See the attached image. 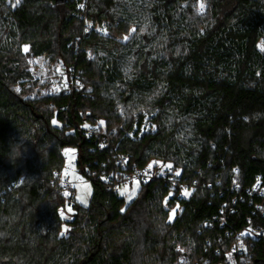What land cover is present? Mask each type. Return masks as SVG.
I'll return each instance as SVG.
<instances>
[{"label":"trees","instance_id":"1","mask_svg":"<svg viewBox=\"0 0 264 264\" xmlns=\"http://www.w3.org/2000/svg\"><path fill=\"white\" fill-rule=\"evenodd\" d=\"M42 57L82 89L32 98L20 81ZM145 111L159 130L133 141ZM68 148L92 184L88 207L62 192ZM119 157L161 163L129 202L102 179ZM259 177L264 187V0H0V264H224L228 231L264 230V199L246 193ZM215 217L226 224L204 228ZM239 264H264V238Z\"/></svg>","mask_w":264,"mask_h":264},{"label":"built area","instance_id":"2","mask_svg":"<svg viewBox=\"0 0 264 264\" xmlns=\"http://www.w3.org/2000/svg\"><path fill=\"white\" fill-rule=\"evenodd\" d=\"M85 7V3L80 5V8L83 9ZM85 17V16H84ZM86 18V17H85ZM47 58V57H46ZM72 71V70H71ZM68 76V81L65 83L63 78H60L57 83V91L54 95H71L76 90L82 89V81L80 77L77 75L70 76L68 72H66ZM53 95V94H50ZM159 126L156 122V114L151 112H142L139 116H137L133 129L126 133V136L133 140L137 141L142 139L147 135H154L158 132ZM84 131L88 135L89 138H92L96 129L93 126L87 125L84 126ZM116 165L121 169L117 172H111L108 175L102 177V179L109 184L111 189L121 190L123 187H136L141 184L148 182L152 178H154L155 173L151 168L144 167L138 168L133 166L132 168L128 167V161L124 157H119L116 161ZM171 172L163 173L162 176H167L169 181L172 182V186H178L181 190H189V185L185 182L177 183L175 181V177L170 175ZM62 192L71 195L73 190L75 189L74 184L69 180H62ZM246 193L250 196H254L255 194H259L260 197L264 199V187L261 186V178L259 177L256 183L246 190ZM257 209L261 210L262 206H257ZM233 212V211H232ZM216 222H218L221 226L226 224V221L223 217H215L213 220H209L204 223V228L212 229L214 228ZM227 237L232 238V243L230 245V251L225 256L224 264H239V260L250 256L251 246L261 238H264V230L259 226H254L250 221L241 231L233 232L228 231L226 233ZM184 264H199L198 262L193 263L191 260H184Z\"/></svg>","mask_w":264,"mask_h":264},{"label":"rangeland","instance_id":"3","mask_svg":"<svg viewBox=\"0 0 264 264\" xmlns=\"http://www.w3.org/2000/svg\"><path fill=\"white\" fill-rule=\"evenodd\" d=\"M17 3V0H8V3L12 6V8L17 7L20 4ZM201 2L198 3V9L200 8ZM205 10V7H204ZM203 10V12H204ZM200 12V11H199ZM202 12V13H203ZM201 13V12H200ZM105 32V31H104ZM25 47L23 48V50ZM25 52V51H24ZM29 53V47L27 46V52ZM48 58V57H47ZM46 57L42 58H29L28 62L30 65L31 76L27 78L28 80H21L20 82H25L26 87L32 88V98H44L45 96H49L50 94H54L57 91V83L60 78H63V81L66 83L68 81V76L66 74L67 70L63 68L61 65H51L50 62H47ZM20 86L16 87V90L20 91ZM56 125H58L55 122ZM64 155L66 158L65 167L62 171V180H69L74 184L75 187V200L76 202L83 206L88 207L90 203V199L92 196L93 187L92 184L85 179L84 176L80 173L76 163H77V151L73 148H68L64 151ZM153 164H158L161 166L159 162H152ZM139 186L133 187L132 189H121V191L126 194V200L129 202L136 197ZM190 191V190H185ZM185 191H183V195H185ZM131 196V199L129 197ZM188 196V195H186ZM82 201H86V203H82ZM173 210L175 213L173 215ZM179 210V207H176L171 210L169 220L173 221L176 216V212ZM61 218L64 221V226L62 233L66 235L69 231L68 223L72 219V215L74 214V209L72 206H67V209H62L60 211ZM184 252V251H183Z\"/></svg>","mask_w":264,"mask_h":264},{"label":"snow or ice","instance_id":"4","mask_svg":"<svg viewBox=\"0 0 264 264\" xmlns=\"http://www.w3.org/2000/svg\"><path fill=\"white\" fill-rule=\"evenodd\" d=\"M17 3H19V0H17ZM204 7H205V5H204L203 3H201L200 8H199V11H200L201 13L203 12ZM86 30H87V29H86ZM133 31H135V29H133ZM125 39H127V37H126ZM24 51L27 52V46H25ZM101 123H103V122H101ZM85 127H87V125H85ZM151 167H152V165H149V168H151ZM165 167L168 168L169 170L172 169V166H171L170 164H169V165H165ZM176 175H179V172H177ZM66 194H67V193H66ZM184 194H185V195H189V193H188L187 191H185ZM129 199H131V196L129 197ZM82 203H86V201H82ZM174 213H175V210H173V215H174ZM61 214H62V213H61ZM63 234H64V233H61V235H63Z\"/></svg>","mask_w":264,"mask_h":264},{"label":"clouds","instance_id":"5","mask_svg":"<svg viewBox=\"0 0 264 264\" xmlns=\"http://www.w3.org/2000/svg\"><path fill=\"white\" fill-rule=\"evenodd\" d=\"M21 140L23 141L22 138H21ZM13 145H15V147L13 148V147L11 146V152L13 153L14 158H15V159H18V158H20V157L22 156V151H21V147H22V145H21V144H13ZM24 151H27V150L24 149ZM166 227H167L166 224L161 226V228H166Z\"/></svg>","mask_w":264,"mask_h":264}]
</instances>
